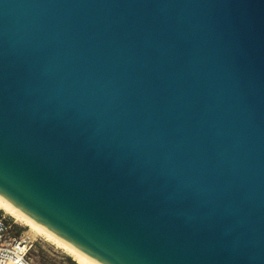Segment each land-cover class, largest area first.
Masks as SVG:
<instances>
[{"label":"water","instance_id":"1","mask_svg":"<svg viewBox=\"0 0 264 264\" xmlns=\"http://www.w3.org/2000/svg\"><path fill=\"white\" fill-rule=\"evenodd\" d=\"M0 195L101 264H264V0H0Z\"/></svg>","mask_w":264,"mask_h":264},{"label":"built area","instance_id":"2","mask_svg":"<svg viewBox=\"0 0 264 264\" xmlns=\"http://www.w3.org/2000/svg\"><path fill=\"white\" fill-rule=\"evenodd\" d=\"M33 241L25 231H16L10 216L0 210V264H32Z\"/></svg>","mask_w":264,"mask_h":264},{"label":"bare ground","instance_id":"3","mask_svg":"<svg viewBox=\"0 0 264 264\" xmlns=\"http://www.w3.org/2000/svg\"><path fill=\"white\" fill-rule=\"evenodd\" d=\"M0 209L3 210L6 214L13 217L14 219L28 226L29 229L33 232L38 233L39 235L43 236L46 240L61 248L65 253L69 254L78 264H101L100 262L89 256L88 254L84 253L80 249L76 248L74 245L70 244L69 242H67L66 240H64L42 224L38 223L36 220L25 214L23 211L14 206L1 195Z\"/></svg>","mask_w":264,"mask_h":264},{"label":"rangeland","instance_id":"4","mask_svg":"<svg viewBox=\"0 0 264 264\" xmlns=\"http://www.w3.org/2000/svg\"><path fill=\"white\" fill-rule=\"evenodd\" d=\"M2 212L4 211L2 210ZM6 215L10 216L8 214ZM10 218H12V220L14 221L16 231H25L26 234L32 237L30 238L33 241V245L29 253L32 264H73L72 262L67 260V256L69 255L66 254L61 248L46 240L38 233L33 232L29 229L28 226L23 225V223L21 224L20 221L14 219L11 216ZM76 264L78 263L76 262Z\"/></svg>","mask_w":264,"mask_h":264},{"label":"trees","instance_id":"5","mask_svg":"<svg viewBox=\"0 0 264 264\" xmlns=\"http://www.w3.org/2000/svg\"><path fill=\"white\" fill-rule=\"evenodd\" d=\"M15 222H17V221H15ZM22 224V223H21ZM23 225H25V224H23ZM67 254V253H66ZM69 255V254H68ZM73 258L69 255V256H67V260L68 261H70V262H72L73 264H76V262H75V260L73 259Z\"/></svg>","mask_w":264,"mask_h":264}]
</instances>
